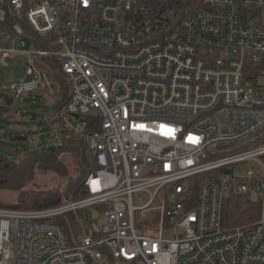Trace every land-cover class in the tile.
<instances>
[{
    "label": "built area",
    "instance_id": "built-area-1",
    "mask_svg": "<svg viewBox=\"0 0 264 264\" xmlns=\"http://www.w3.org/2000/svg\"><path fill=\"white\" fill-rule=\"evenodd\" d=\"M0 54L25 58L14 99L52 57L66 114L99 120L79 198L0 206V264H264V0H0ZM232 196L258 218L226 225Z\"/></svg>",
    "mask_w": 264,
    "mask_h": 264
},
{
    "label": "rangeland",
    "instance_id": "rangeland-1",
    "mask_svg": "<svg viewBox=\"0 0 264 264\" xmlns=\"http://www.w3.org/2000/svg\"><path fill=\"white\" fill-rule=\"evenodd\" d=\"M4 9L9 23L15 24L16 20L11 17L7 3L4 5ZM24 40L29 46V38L26 36ZM24 68L25 58L0 54V93H7V89L13 80L25 77ZM59 86L56 77L53 75L51 81L45 79L44 84L38 90L22 98L14 99L11 105L0 98V153L10 159H24L30 154L43 151L45 146L48 148L63 146L66 145L70 136H81L89 121H83L66 114L64 108H58L63 99ZM18 150L24 152L23 157L18 155ZM60 158L68 166L71 178L82 176L84 168L79 164L78 155L73 152H66L61 154ZM251 167L253 165H247L244 170ZM68 179L61 178L57 182L51 173L37 171L35 182L32 185L50 187L61 183L63 189ZM53 180L57 183H52ZM17 199L16 191L0 190V204L3 206L11 207L17 202ZM86 211H80V214L85 217ZM61 219L69 222L68 216ZM93 264L114 263L106 254L101 262H94Z\"/></svg>",
    "mask_w": 264,
    "mask_h": 264
},
{
    "label": "trees",
    "instance_id": "trees-1",
    "mask_svg": "<svg viewBox=\"0 0 264 264\" xmlns=\"http://www.w3.org/2000/svg\"><path fill=\"white\" fill-rule=\"evenodd\" d=\"M38 66L45 71L46 78L50 79L53 75L59 83V89L62 95L60 107L64 108L69 96V84L67 79L59 70V65L54 58H36ZM83 121H89L86 129H94L99 126L98 119L90 117H77ZM18 150V155L23 157L24 152ZM75 153L79 156V164L84 166L85 146L81 136H70L66 145L54 148L45 147L43 151L35 154H30L24 159H10L8 156L0 153V190L16 191L18 194L17 202L11 208L33 210L43 209L51 206H57L70 199L79 198L81 196L83 182L88 173L84 169L83 174L79 178H71L68 166L61 160L60 155L63 153ZM37 171L51 173L55 179L69 178L67 184L62 189V184L57 183L55 186L32 185L35 182ZM0 206H3L0 204ZM85 217L77 213H69L64 222L66 231L71 240L78 235L79 225L77 218L90 220L89 211H86ZM223 221L226 225H238L250 222L258 218L259 205L251 203L244 197H230L224 205ZM65 216V217H66ZM83 216V217H82ZM64 218V216H63Z\"/></svg>",
    "mask_w": 264,
    "mask_h": 264
},
{
    "label": "water",
    "instance_id": "water-1",
    "mask_svg": "<svg viewBox=\"0 0 264 264\" xmlns=\"http://www.w3.org/2000/svg\"><path fill=\"white\" fill-rule=\"evenodd\" d=\"M0 98H2V99H3L8 105L13 104V102H14V98H13L12 96H10L9 94H6V93H0ZM21 138H22V137H21ZM91 213H92V215H93V216H92L93 220H97L98 217H99V213H98V211L92 209V210H91ZM93 228H94L95 230H97V225L94 224V225H93Z\"/></svg>",
    "mask_w": 264,
    "mask_h": 264
},
{
    "label": "crops",
    "instance_id": "crops-1",
    "mask_svg": "<svg viewBox=\"0 0 264 264\" xmlns=\"http://www.w3.org/2000/svg\"><path fill=\"white\" fill-rule=\"evenodd\" d=\"M19 58H21V57H19ZM21 59H22V58H21ZM48 80H50V81H51V80H52V77H51L50 79H48ZM59 91H60V90H59ZM60 94H61V93H60Z\"/></svg>",
    "mask_w": 264,
    "mask_h": 264
},
{
    "label": "bare ground",
    "instance_id": "bare-ground-1",
    "mask_svg": "<svg viewBox=\"0 0 264 264\" xmlns=\"http://www.w3.org/2000/svg\"><path fill=\"white\" fill-rule=\"evenodd\" d=\"M7 94V93H6Z\"/></svg>",
    "mask_w": 264,
    "mask_h": 264
}]
</instances>
